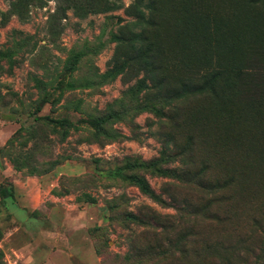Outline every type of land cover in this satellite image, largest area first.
<instances>
[{"label":"rangeland","instance_id":"1","mask_svg":"<svg viewBox=\"0 0 264 264\" xmlns=\"http://www.w3.org/2000/svg\"><path fill=\"white\" fill-rule=\"evenodd\" d=\"M109 1L0 0V158L10 178L51 174L57 210L86 206L96 264H206L202 253L218 252L235 259L242 245L233 252L220 242L237 232L246 245L264 244V216L255 213L256 224L247 202L224 224L193 213L182 200L196 193L183 186L180 170L193 157L207 160L214 175L233 171L246 186L264 184V97L239 93L242 80L230 58L238 66L249 50L223 36L226 29L250 37L254 26L264 28V0H159L163 13L150 37L160 61L171 62L163 72L166 92L151 88L152 66L122 40L139 0ZM206 13L211 17L202 21ZM197 23L199 29L190 27ZM202 60L229 66L227 111L210 91L180 85ZM111 114L119 116L106 121ZM95 119L104 129L93 126ZM131 174L147 179L154 195ZM10 178L3 182L11 185ZM262 189L247 195L259 200ZM17 226L0 215V264H24L15 250L25 234H9Z\"/></svg>","mask_w":264,"mask_h":264},{"label":"trees","instance_id":"2","mask_svg":"<svg viewBox=\"0 0 264 264\" xmlns=\"http://www.w3.org/2000/svg\"><path fill=\"white\" fill-rule=\"evenodd\" d=\"M104 1L106 5L111 3L109 0ZM116 1L118 2L119 0ZM120 7L121 4H115V9ZM139 9L140 12L138 11V18L135 21L127 22L123 26L127 32V35L125 38H122V40L129 43V46L135 57H140L142 55L141 59H145L152 66L153 75L151 82L153 86H151V88L156 86L159 87L161 92L169 91V87L165 86L167 85L165 84L167 77L163 74V72L167 69L166 65H169L171 62L166 59L165 62L162 63L151 47L153 42L150 37V30L155 25H159V16L163 13V10L160 7V1L139 0ZM200 12L201 10L198 11V13ZM210 17L211 14L206 13L201 17V20L205 21ZM194 22L196 21H192L191 23ZM198 25L199 24L197 23L194 26H189L196 28L195 30H197L199 29L197 28ZM212 29L215 30V26ZM223 36L225 37L224 42L228 43L229 45H238L241 47H246L249 50L244 54L246 58L238 66L235 64V59L230 58V64L236 71V75L242 80L239 87V93L245 94L246 96L259 95L264 97V28L260 30L254 26L251 30L250 37L240 36L236 33H233L230 29H226L225 33H223ZM142 41L147 43L148 46H146V48L143 47ZM203 43L204 46L206 40H203ZM202 48H198L196 51H201ZM201 57L202 56L198 58L203 59ZM197 66H199V68L194 69V72L187 74L186 77L180 78V85H182L184 88H189L193 93H203L210 91L213 99L217 103H221L219 105H223V108H225L227 111L225 104L228 99L226 98L225 94L223 77L225 70L227 71L229 66L227 64L226 66L224 64H212L211 62H206V60L200 61L199 65ZM155 110L157 111L159 109ZM159 113L162 117L165 116L168 119L173 118L166 112L161 111ZM225 113L226 112H224V114ZM117 116H119V114H111L106 121H110ZM179 118V116H176L174 121L175 125H180L181 121ZM92 124L97 129H104L101 121L98 119L93 120ZM172 135L173 133L171 132L168 136L169 138L167 139L170 140ZM168 140H164V142H166L167 148ZM259 141L261 140L259 139ZM176 148H178V146ZM181 154L184 155V152ZM190 160V162L184 161L180 170L182 171L183 175V186L194 190L196 193H187L186 198L182 200L186 205L192 207L193 213L204 220L215 219L218 222L224 224L225 221L232 220L231 212L234 213L236 206L243 209L247 202V205H250L249 214L252 216V220L256 224L259 223L257 215L254 218L253 215L258 213V215L264 216V193L261 195L259 200L258 198H255L254 200L250 195L249 197L247 194L250 189H254L252 194L258 192L260 188H263L262 191H264V184H260V182L254 184L249 183L248 186H246L244 183H240V181L235 176L236 173L233 171H229L224 176H217L213 174V170L211 171V169H209L207 160H205L206 162H202L204 164L197 163L198 159H193V157ZM128 177L130 180L134 181L138 186H140V188L145 193L154 195V190L147 179L140 176L139 174H131ZM196 185L198 186L197 188ZM9 193L8 186L2 184L0 186L1 196L6 197L9 195ZM246 198H248L247 201L245 200ZM261 231L264 232V229ZM195 235L199 237V241L202 242L203 245L207 247V249H210L208 243L203 237L202 232L199 229L195 232ZM227 238L231 240L220 243H228L227 249H233L232 251L234 252L236 249V243L239 242L243 247L241 250L244 249L242 254H240L238 258L235 257V259H233L227 255H223L224 253L220 252H218L219 254L202 253V257L204 258L206 264H264V261L261 259L263 256L264 244H259L260 246L249 244L246 245L245 239L242 238L241 234L238 232L237 235L233 234V237ZM238 260H242V262H239Z\"/></svg>","mask_w":264,"mask_h":264},{"label":"crops","instance_id":"3","mask_svg":"<svg viewBox=\"0 0 264 264\" xmlns=\"http://www.w3.org/2000/svg\"><path fill=\"white\" fill-rule=\"evenodd\" d=\"M12 175L0 158V186H8L10 192L6 197L0 194V215L8 213L18 224L9 234L20 230L25 234L23 243L15 250L24 264H96L100 261L92 239L86 234L83 217L86 206L78 210V203L72 206L67 203L66 211L57 210L56 201L60 197L51 195V191L58 182L51 174L10 178ZM4 178H10L11 185L4 183ZM50 199L56 203L48 207ZM88 253L90 257L94 255L89 261Z\"/></svg>","mask_w":264,"mask_h":264}]
</instances>
